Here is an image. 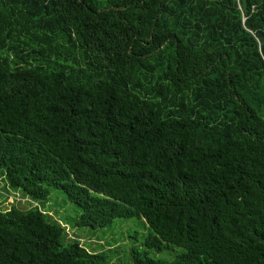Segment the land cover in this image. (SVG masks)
I'll list each match as a JSON object with an SVG mask.
<instances>
[{"label": "trees", "instance_id": "16d2710c", "mask_svg": "<svg viewBox=\"0 0 264 264\" xmlns=\"http://www.w3.org/2000/svg\"><path fill=\"white\" fill-rule=\"evenodd\" d=\"M245 4L0 0L8 189L62 191L77 228L136 218L124 264H264V0ZM50 217L0 201V264H114Z\"/></svg>", "mask_w": 264, "mask_h": 264}, {"label": "rangeland", "instance_id": "374dc122", "mask_svg": "<svg viewBox=\"0 0 264 264\" xmlns=\"http://www.w3.org/2000/svg\"><path fill=\"white\" fill-rule=\"evenodd\" d=\"M49 190L50 195L46 202H36L24 196L20 190L16 193L8 189L3 178H0V192L4 193V195L1 193L0 195L5 197L4 199L0 196L1 207L2 209L15 207L21 210L29 209L30 207L40 208L42 211L47 212L53 221H59V224L65 228L67 238L77 239L88 251L109 255L107 250L111 247L113 251L110 252L109 257L114 264L127 263L130 260L132 249L139 248V250H142L141 241L145 230L143 231L139 228L136 218L115 219L110 226L105 228H77V217L75 214L70 215L69 213H74L72 210L74 209L78 214V208L66 198L62 191L53 188H49ZM7 193H10V195L5 196ZM62 218H65L67 222L63 221ZM134 233L138 235L137 238L131 236L135 235ZM170 248L175 249L177 254L181 252V249L178 247L171 246ZM149 254L151 257L162 259H166L168 255L166 251L161 253L149 251Z\"/></svg>", "mask_w": 264, "mask_h": 264}, {"label": "water", "instance_id": "95a60500", "mask_svg": "<svg viewBox=\"0 0 264 264\" xmlns=\"http://www.w3.org/2000/svg\"><path fill=\"white\" fill-rule=\"evenodd\" d=\"M241 1L243 2V6H244L243 8H244V10L247 11V7H246V4H245V0H241Z\"/></svg>", "mask_w": 264, "mask_h": 264}]
</instances>
